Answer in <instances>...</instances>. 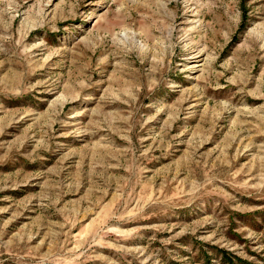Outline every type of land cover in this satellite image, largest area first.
Returning <instances> with one entry per match:
<instances>
[{
  "label": "rangeland",
  "instance_id": "rangeland-1",
  "mask_svg": "<svg viewBox=\"0 0 264 264\" xmlns=\"http://www.w3.org/2000/svg\"><path fill=\"white\" fill-rule=\"evenodd\" d=\"M232 256L264 264V0H0V264Z\"/></svg>",
  "mask_w": 264,
  "mask_h": 264
},
{
  "label": "trees",
  "instance_id": "trees-1",
  "mask_svg": "<svg viewBox=\"0 0 264 264\" xmlns=\"http://www.w3.org/2000/svg\"><path fill=\"white\" fill-rule=\"evenodd\" d=\"M233 259L229 258V259H226L227 261V264H248V262L244 261L243 259L239 258V257H234L232 256Z\"/></svg>",
  "mask_w": 264,
  "mask_h": 264
}]
</instances>
